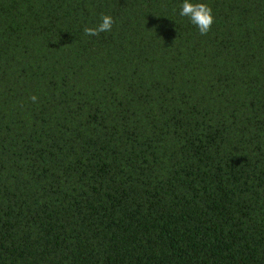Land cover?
Segmentation results:
<instances>
[{
    "label": "trees",
    "instance_id": "1",
    "mask_svg": "<svg viewBox=\"0 0 264 264\" xmlns=\"http://www.w3.org/2000/svg\"><path fill=\"white\" fill-rule=\"evenodd\" d=\"M192 2L0 0V264H264V0Z\"/></svg>",
    "mask_w": 264,
    "mask_h": 264
},
{
    "label": "clouds",
    "instance_id": "2",
    "mask_svg": "<svg viewBox=\"0 0 264 264\" xmlns=\"http://www.w3.org/2000/svg\"><path fill=\"white\" fill-rule=\"evenodd\" d=\"M179 15L188 17L190 22L194 24L201 35H206L212 24L214 23V17L211 7L202 2L193 3L192 0H183L180 7ZM102 22L95 27L85 26L83 31L86 36H99L102 32H110L112 30L114 20L110 15L102 14ZM32 102L37 101L35 95L30 97Z\"/></svg>",
    "mask_w": 264,
    "mask_h": 264
}]
</instances>
